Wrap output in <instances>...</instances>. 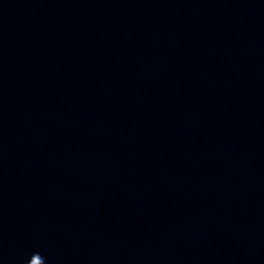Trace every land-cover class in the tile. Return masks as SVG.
<instances>
[{
    "label": "clouds",
    "instance_id": "obj_1",
    "mask_svg": "<svg viewBox=\"0 0 264 264\" xmlns=\"http://www.w3.org/2000/svg\"><path fill=\"white\" fill-rule=\"evenodd\" d=\"M36 256H39V257H40L39 254H33V256L31 257V259L27 261V264H31L32 259H33L34 257H36ZM40 258H41V257H40ZM41 260H42V264H45V261H44L42 258H41Z\"/></svg>",
    "mask_w": 264,
    "mask_h": 264
}]
</instances>
